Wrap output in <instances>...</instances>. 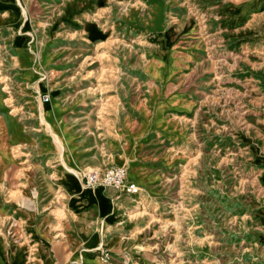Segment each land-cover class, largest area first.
I'll use <instances>...</instances> for the list:
<instances>
[{
	"label": "rangeland",
	"instance_id": "obj_1",
	"mask_svg": "<svg viewBox=\"0 0 264 264\" xmlns=\"http://www.w3.org/2000/svg\"><path fill=\"white\" fill-rule=\"evenodd\" d=\"M0 264H264V0H0Z\"/></svg>",
	"mask_w": 264,
	"mask_h": 264
},
{
	"label": "built area",
	"instance_id": "obj_2",
	"mask_svg": "<svg viewBox=\"0 0 264 264\" xmlns=\"http://www.w3.org/2000/svg\"><path fill=\"white\" fill-rule=\"evenodd\" d=\"M48 100L49 98L43 94L42 102H48ZM125 173V169L119 166L108 168L102 172L91 171L81 176V183L86 187L101 186L130 196L136 195L139 189L134 183L126 181Z\"/></svg>",
	"mask_w": 264,
	"mask_h": 264
},
{
	"label": "crops",
	"instance_id": "obj_3",
	"mask_svg": "<svg viewBox=\"0 0 264 264\" xmlns=\"http://www.w3.org/2000/svg\"><path fill=\"white\" fill-rule=\"evenodd\" d=\"M234 16H237V13H234ZM106 150L109 153L111 160L110 164H115L116 166H119V125H118V132L116 133L114 138L109 139L106 144H105ZM131 182V181H129ZM133 183V182H132ZM82 184V183H81ZM135 184V183H134ZM136 185V184H135ZM137 186V185H136ZM138 187V186H137ZM100 195L105 198L106 200L109 201V204L112 206L113 209V195H114V190L110 188H104L100 187ZM113 192V193H112ZM108 205V204H107ZM91 208L89 211L94 212L98 218H100L98 214V210L94 204H87L85 207H83L80 210V213L76 215V217H79L82 214V211L84 212L85 210ZM112 217V213L109 216V219ZM108 220V219H107ZM92 235H90L88 238H90ZM87 238V239H88ZM96 243V242H95ZM94 246V245H93ZM91 246V247H93Z\"/></svg>",
	"mask_w": 264,
	"mask_h": 264
},
{
	"label": "bare ground",
	"instance_id": "obj_4",
	"mask_svg": "<svg viewBox=\"0 0 264 264\" xmlns=\"http://www.w3.org/2000/svg\"><path fill=\"white\" fill-rule=\"evenodd\" d=\"M131 171H132V170H131ZM126 176H127V175H126ZM94 187H96V186H94ZM94 187H93V188H94Z\"/></svg>",
	"mask_w": 264,
	"mask_h": 264
}]
</instances>
